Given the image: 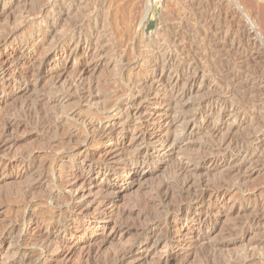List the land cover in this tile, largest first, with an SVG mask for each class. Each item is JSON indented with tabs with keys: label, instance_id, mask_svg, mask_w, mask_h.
<instances>
[{
	"label": "rangeland",
	"instance_id": "1",
	"mask_svg": "<svg viewBox=\"0 0 264 264\" xmlns=\"http://www.w3.org/2000/svg\"><path fill=\"white\" fill-rule=\"evenodd\" d=\"M149 1H0V70L11 67L9 72L0 71V133L6 123L12 124L8 135L12 144L0 158V264H22L21 256L14 255L11 246L16 239L8 235L13 227L16 234L24 235L22 254L34 251L40 237L57 232L51 238L54 252L39 264H84L87 256L106 261L124 249L143 250L140 259L131 258L128 264H264V0H202L227 22L221 36L225 40L236 28L254 32L231 52L230 48L214 50L216 43L206 42L198 34L200 28L190 17L192 5L198 0H151L153 11L141 27ZM97 10H101L98 17L94 15ZM40 13L45 18L33 20ZM75 31L78 34L73 38L70 34ZM92 32L91 41L77 44L78 38ZM26 45L31 48L26 49ZM155 45H164L170 53L169 73L182 77L176 100L179 104L162 90L150 99L134 93L131 97L139 98L135 104L124 109L109 107V113L96 115V111L105 109V99L89 107L81 97L87 93L82 87L109 95L130 78H138L139 86L152 84L155 70L148 63L156 55L148 50ZM8 53L13 56L6 60ZM233 54L240 57L236 65L231 59ZM135 61L140 65L131 69ZM186 68H191L190 74L186 75ZM83 69H88L82 78L84 86L77 88ZM195 73L199 77L193 80ZM167 77L157 76L153 84L158 87ZM189 90L191 94L182 98ZM222 99L225 102L213 115L199 116L196 123L187 122L201 112L203 101L208 100L211 107ZM138 108L137 115H129ZM178 116L188 120L179 128H170L168 124ZM41 120L54 129L61 128L51 132L40 127ZM87 123L93 124L90 132L96 135L94 143L75 156L59 150L56 143L71 133L80 134ZM143 123V132L147 136L157 132L160 140L169 143V150L164 151L161 142L140 150L134 147L139 137L137 128ZM185 126L187 132L183 134ZM226 140L232 141L230 145ZM158 150L161 156L149 169L136 164L148 169V176L132 184L116 183L131 169H123L124 157L130 158L136 152L150 156ZM59 153H65L64 162L79 163L87 159V154L101 161L115 153L121 156L98 167L99 175L90 186L83 177L94 170L92 167L51 169L50 161ZM214 156L224 164L213 165ZM232 156L238 158L233 167L228 164ZM183 168L186 172L181 175ZM103 170L110 172V184L102 179ZM68 174L69 181L57 187L56 176ZM189 177L195 184L191 193L199 190L198 182L204 180L214 188L211 190L226 196L224 201L206 198L202 205L194 203L189 218L180 221L173 231L172 238L186 244L192 235L201 240L193 239L183 251L175 240L169 241L146 257L145 246L150 241L146 230L158 223L166 228L169 219L181 215L174 208L182 201L187 203L184 197L191 196L183 190ZM72 182L86 188L84 211L104 202L102 187L113 188L107 195L109 205L103 209L104 218L100 219L107 226L105 230L94 228L93 224L99 222L96 214L80 213L77 218L83 220L82 225L70 216L59 218L55 214L58 211L51 207L56 204L51 206L50 198L70 197ZM166 189L168 200L163 197ZM28 203L30 213L36 214L34 219H23ZM200 206H204L203 216L211 223L193 231L189 220ZM63 207L71 215L74 205ZM61 243L67 244L64 252Z\"/></svg>",
	"mask_w": 264,
	"mask_h": 264
},
{
	"label": "bare ground",
	"instance_id": "2",
	"mask_svg": "<svg viewBox=\"0 0 264 264\" xmlns=\"http://www.w3.org/2000/svg\"><path fill=\"white\" fill-rule=\"evenodd\" d=\"M198 1L196 3L195 2L193 3L192 9L190 11V17L192 18V21H195L198 24L199 28H200V29L197 28L198 34L200 36L204 37V40L206 42H209V43H214L215 42L216 43V44L214 43L215 47H216L214 50L218 49V51H222L221 49L227 50L228 48H230L229 52H231V50L232 49L233 50L236 49L237 46L239 47V45H243L245 40L247 42V40H249V37L251 35H253L254 32L243 31V30H241V28H239V29L236 28V29H233L232 32L230 31L231 32L230 36L228 37L227 40H225V38H222L221 36H222L226 26H227V22L224 20V18H222V14L215 13V12L212 13L211 9H209V7L205 4L206 2H202V0L200 2H198ZM149 2H150V3H148L149 6L147 7L146 12H145V14H144V16H143V18H142V20L140 22V26L141 27H143L144 21L148 18L149 14L152 13V11H153V6H154L153 2L151 3V0ZM101 10L95 11L94 15L96 17H98L99 14L101 13ZM44 18H45V14L44 13H40L33 20L40 22ZM213 22H215L214 23L215 24L214 27L211 24ZM79 26L81 27V25H79ZM235 26H236V24H235ZM74 30H77V29H74ZM79 31H81V30L79 29ZM76 34H78V33H76V31H75V32H71L70 35L74 38V37H76ZM94 34L95 33L92 32V33L87 34L88 35L87 37L78 38L76 40L77 44H79L82 41H86V42L91 41L93 39V37H94ZM200 39H201V37H200ZM205 41H204V44H205ZM217 45H218L219 48L217 47ZM247 46H249L248 43H247ZM29 48H31V45H26V49H29ZM251 49H252V47H251ZM165 50L166 49H165L164 45H155V46H152L148 50L149 52H151V53L156 55V58L154 60L150 61V63H148L149 67L151 69L155 70L154 77L150 81L152 84H148V85L142 84V85H140L142 88H140V86H139L140 82H139L138 78H133V79L130 78L127 81V83L122 88H120L119 90H117L114 93L109 94V95H107V94L106 95H102V94L98 95V94H95V90L93 88H89V89L86 90L85 87H82L83 90L88 93V94L87 93L86 94H82V96H81L82 99L85 100V102H86L85 104L88 105L89 107H93L96 103H100L102 100L105 99V102H106L105 106H104L105 109L103 108L100 113L98 111L95 112L96 115L99 114L98 116L102 117V115L110 112V108L109 107L118 108V109L119 108L120 109H124V107H128V106H130L132 104H135V102L139 98H138V96L131 97L134 93H138L139 95H145L144 97H146L147 99H150V98L156 97L157 94L161 90L169 95L171 101L174 99V101L178 102V104H179V101H176V100L179 98L178 97L179 96L178 92H179V88H180L179 87V83H180V79L182 77L180 75L174 76L175 74L172 75L171 73H169L168 69L171 67V63H170V59L171 58H170V53H168ZM209 51H210V49H209ZM207 52L208 51H206L205 53H207ZM12 56L13 55L11 53H8V55L6 56V60H8L9 58H12ZM191 56H194V55H191ZM231 59H232L233 64L236 65L238 63V61L240 60V57L239 56L237 57V54L236 55L233 54V57H231ZM139 65H140L139 61H135V62H133L130 65V68L131 69H135V68H138ZM182 66H184V65H182ZM10 70H11V67H7L6 66V67H1L0 71H2L3 73H6V72H9ZM87 70L88 69H83V71L80 72V75L78 77V82L79 83L77 84V88H79V87H81L83 85V79L82 78H83V75L87 72ZM190 71H191V68H186V70H185L186 75L188 73L190 74ZM197 74L198 73H195V76L192 75L193 76V80H196V78L199 77ZM157 76H161V78H165V77L168 76L167 78H169V79H167V81H164L162 85L157 87V86H155L153 84L154 83L153 80ZM191 92H192V90L186 91L185 93H183V97L182 98L187 97V95L189 93L191 94ZM224 102H225V100L222 99V102H215L214 105H211V107H209L208 106L209 101L208 100L207 101H203L201 104H203L204 106H203V108H202L200 113H197V111H196L197 114L193 115L189 120H188V118L186 116H178L174 121L170 122V124H168V126H171L170 128H179L180 124H183V122H185L187 120H188L187 121L188 123H191V122L196 123L197 119L199 118V116H204V115L205 116H210V115H213L214 111H216V109L218 107L220 108L223 105ZM182 107H183V102H182ZM140 109L138 108L135 111H131L129 113V115H132V116L133 115H137L138 112L140 111ZM219 120H222L224 122V118L223 117L222 118L220 117ZM41 121L42 122L39 123L40 127L45 128L46 130L49 129V131L51 130V132L57 130V129H54L53 127H51L46 121H44V120H41ZM163 123H165V121H162V124ZM188 123H187V125H188ZM144 124L145 123H143L142 125L138 126V128H137L138 133H139V137L137 138V140L133 144L134 147L136 146L137 149L140 150L144 146L155 145L157 142H161V144H165L164 145L165 146L164 147V151L169 150V148H170L169 143H167V142H165L163 140H160L159 139V134L157 132L155 134H150L149 136H147L143 132V125ZM92 125H93L92 123H87L85 125L84 129L82 131H80V134L79 133H77V134L71 133L70 137L68 136L67 139L61 140L59 143H56V145H58V147H59V150L62 148L63 152H65L66 154L68 153L67 155H69V156H71V155L75 156V154H77V153L84 152V150H86V148L90 144L94 143V141L96 139V135L95 136H94V134L91 135V132H90V128L92 127ZM11 127H12L11 122L6 123V128L3 129V131H1V133H0V158H1L2 154L6 155L5 152L7 150H9V148L11 146L10 144H12L8 140V135L10 133ZM183 127H182V129H183L182 133L186 134V132H187L186 131V126H185V128H183ZM60 128L61 127H59L58 130ZM214 134H217V133L214 132ZM191 138H192V136H191ZM231 142L228 143V140L225 141V143H228L229 145H230ZM9 153H8V155H9ZM226 153H227V150H226ZM246 153H249V152L246 151ZM64 154L59 153L58 155H56L50 161L49 166L51 167V169L56 170L58 167H61V168H64V169L68 170V169L73 168V167L74 168L80 167V169L81 168L85 169L86 167L87 168L92 167L94 170H92L91 172H88V174L83 177L84 178V182L87 183V185H90V186H93V181L99 175V171H96V170H98V167L101 168V165L107 164L110 161H118L120 156H121V154H116L115 153L116 155L113 154L112 155L113 157H107V158H105L106 160H102L101 161V160H96L94 158V156H92V154H90V155L87 154V156H86L87 159L84 160L83 162L79 163L78 161H75V160H72L70 162H64V160H65ZM218 155H219V153H218ZM160 156H161V152H160V150H158L156 153H153L150 156L149 155H146V156L144 155L143 156L140 152H136L130 158H125L124 157L122 159V161H121L122 165H123V169L125 170L128 167H130L131 169H129L128 172L126 171V173H127L126 176H124L121 179H116V183H118V184H127V183L130 184L131 183L132 184L134 181H136L138 179L140 180V179L148 176L149 167L151 165H153V164H156L157 163V159ZM237 156L239 157V155H237ZM233 157L234 156H232V158ZM236 160H238V158H233L232 160H229L228 164L232 165V164H234L236 162ZM219 162L220 161L218 159H216V157H215V159H212V163L215 166H222L224 164L222 162L221 163H219ZM224 162H227V160L224 159ZM138 163L141 164V166L146 167L148 169H143V167H139V168L136 167V164H138ZM130 164H132V165L129 166ZM231 167H233V165ZM77 169H79V168H77ZM182 170H184V171L182 172ZM182 170L180 171V172H182V173H180L181 175L186 172L185 168H183ZM101 171L102 170H100V172ZM229 174H231V173H229ZM110 175L111 174H110V172L108 170H103L102 179H104L109 184L112 182V180L110 178ZM68 176H69V174L66 175V176H63V175L62 176H56V181H55L56 186L59 187V188L62 187L66 182L69 181ZM190 179H191L190 177L187 178V180L185 179L186 181H185V183H183V190L188 192L189 194H191V196L189 195L190 197H188V195H187V197H184V195H182V198L184 197L185 199H187V203L184 201L186 204H183L184 202L182 201L183 203L182 202L180 203L182 205L178 204L179 206L174 208V210H177L178 212L181 211V215L178 216L177 218H175L174 220H170L169 219L167 224H166V228L162 227L163 224L161 225V223H158L155 227H150V228L148 227V229L146 230V233H149L148 235L150 237L149 238V240H150L149 244H146V246H145L146 249H147L146 257L152 255V252L154 250H156L160 245H162L163 243L166 244L169 241H170L169 243H173L174 240H175V242H176L175 244L178 247H182L183 248L182 251H183L184 248L190 247V245H191L190 242L193 239H195V241H197V242L199 240H201V239H199L200 237L198 238V235L197 236L192 235L189 238L190 242H188V244H186V241H181L179 239L172 238L173 237V231L178 228V224H179L180 221L189 218V214L191 213V210L193 209V204L194 203H200L202 205L203 203H205L206 198L207 199L209 198V200L211 199L212 201H218L220 203H222L224 201L226 196L225 195H221L217 191L211 190V189H214V188H211L210 184H206V183H209V182L208 181L206 182L204 180L203 181H199V182L197 181L198 183H200V188L197 186L199 188V190L191 193L193 191V184H194L193 182L194 181L193 180L191 181ZM35 186H33L28 191H26L25 195L29 196L31 190L34 189ZM94 188H95V186H94ZM101 190H102V195H103L102 198L104 199V202L102 204H100V205H96V206L91 207L88 210L84 211L83 206L87 203L86 200H85V197L87 195L86 194V188L83 187V186H79V184L77 182H75V183L72 182V184L70 186L71 196L70 197L68 196L67 198L64 197V199L60 198L59 196L58 197H51L50 198L51 206H53V202H54V204H56L55 206H53L51 208L53 209V211L54 210L58 211V213H55V214H57V216L59 218H66V217L70 216L73 221L78 222L80 225L83 224V220H79L80 218H77V217H81L79 215L80 213H82L84 216L88 215L90 213H92L94 215L96 214L99 217V219H98L99 222H97V226H96V224H93L94 228L95 227H99V228L105 230L107 228V226L104 223H102L100 219L104 218V215H102L103 214V209H105L109 205V201H108L109 199H108L107 195L110 193L109 191L113 190V188L109 185V187H107V186L106 187H102ZM166 190L167 191H165L163 197H165V199L168 200L170 195H169V190L168 189H166ZM26 199L27 198H25V200ZM61 201H63V202L61 203ZM71 203L74 205V207L72 208L73 210L71 212V215H69V210L68 209L64 210L63 205L65 204V205L68 206ZM169 204H171V203L169 202ZM169 204H168V206H169ZM170 206H174V205H170ZM30 207H31V205L28 203L27 207L24 210V218L23 219H25L26 217H29V219H34V217L36 216L35 213H33V212L30 213V211H29ZM203 207L204 206H200L197 209L195 208L196 211L194 213V216L191 217L190 220H189L190 221V227L193 229V231H195L196 227L200 228V227L209 226L210 223H211V219L206 218L207 216L206 217L203 216V212H204L203 211L204 210ZM172 209H173V207H172ZM170 211H167V213L170 212ZM172 212H174V211H172ZM166 215H168V214H166ZM93 225H92V227H93ZM15 231H16V229H15V227H13L9 231L8 235H9V238H15L16 239L15 240L16 242L13 239H11L12 241H14V243L11 246L14 247V255L16 254V255H20L21 256L19 262H21L22 264H39V261L41 259L46 258L47 256H50L54 252L51 238L55 235V233H57L56 231H51L47 235H44V236L40 237L38 239V241H37V244L35 245L34 251H26V252H23L24 254H22V244H23V241L25 239L24 235H22L21 233L18 235V234H16ZM7 239L4 240L5 243H6ZM1 244H2V242H1ZM61 246L63 247V252L67 250V244L66 243H61ZM141 251H143V250L133 251L132 249H124V250L119 251L117 253L115 252L116 254L114 256H112V257L108 256V257H111V258H108V260H106V261L102 260L100 262L99 261H95V259H92L91 256H89V257L87 256V258L84 259L83 263L84 264H128V262H129V260L131 258L137 257L138 259H140L144 255V254H141ZM249 252L250 251H248V253ZM14 255H13V257H14ZM168 257H169V255H168Z\"/></svg>",
	"mask_w": 264,
	"mask_h": 264
},
{
	"label": "built area",
	"instance_id": "3",
	"mask_svg": "<svg viewBox=\"0 0 264 264\" xmlns=\"http://www.w3.org/2000/svg\"><path fill=\"white\" fill-rule=\"evenodd\" d=\"M156 1H158V0H156Z\"/></svg>",
	"mask_w": 264,
	"mask_h": 264
}]
</instances>
